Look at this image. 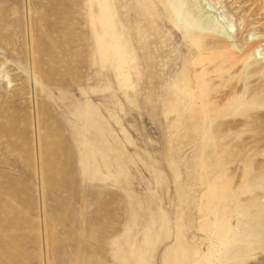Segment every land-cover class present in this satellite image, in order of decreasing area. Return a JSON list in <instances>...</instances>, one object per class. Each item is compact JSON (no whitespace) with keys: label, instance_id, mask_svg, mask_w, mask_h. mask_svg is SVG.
<instances>
[{"label":"rangeland","instance_id":"obj_1","mask_svg":"<svg viewBox=\"0 0 264 264\" xmlns=\"http://www.w3.org/2000/svg\"><path fill=\"white\" fill-rule=\"evenodd\" d=\"M208 2L0 0V264H264V0Z\"/></svg>","mask_w":264,"mask_h":264},{"label":"bare ground","instance_id":"obj_2","mask_svg":"<svg viewBox=\"0 0 264 264\" xmlns=\"http://www.w3.org/2000/svg\"><path fill=\"white\" fill-rule=\"evenodd\" d=\"M198 1V3L202 6V7H206L207 9L205 10V11H207V10H209V8H212V7H214V5L213 4H211L210 2H208V0H197ZM204 4V5H203ZM212 10V9H211ZM215 12V11H214ZM217 14V13H216ZM214 15V14H213ZM212 15V16H213ZM219 14H217L215 17L217 18L216 20H218V19H220L219 18ZM222 16V15H221ZM214 17V18H215ZM220 20H224V18L222 17ZM218 22V21H217ZM222 22V21H221ZM222 27H224L225 28V30L226 29H230V28H232V26H231V24L228 22V21H226V22H224L223 21V23H222ZM229 33V32H228Z\"/></svg>","mask_w":264,"mask_h":264}]
</instances>
